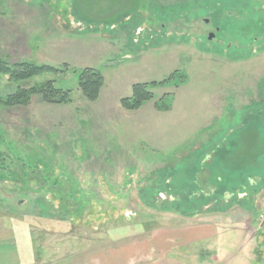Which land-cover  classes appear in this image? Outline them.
<instances>
[{"label":"rangeland","instance_id":"374dc122","mask_svg":"<svg viewBox=\"0 0 264 264\" xmlns=\"http://www.w3.org/2000/svg\"><path fill=\"white\" fill-rule=\"evenodd\" d=\"M232 1L0 0V58L64 72L24 88L69 91L0 104V255L11 242L20 264H264V53L199 36L239 17ZM87 68L103 76L94 102ZM137 83L158 84L153 99L122 109Z\"/></svg>","mask_w":264,"mask_h":264},{"label":"trees","instance_id":"16d2710c","mask_svg":"<svg viewBox=\"0 0 264 264\" xmlns=\"http://www.w3.org/2000/svg\"><path fill=\"white\" fill-rule=\"evenodd\" d=\"M65 67L67 68V66ZM46 73L63 74L64 72L51 66H38L29 62L9 65L0 58V77H7L8 86L11 88V92L7 96H0V104L7 107L27 106L32 95H39L46 104L57 105L69 102V91L55 88L51 81L35 88L23 87L31 79ZM102 85L103 76L95 69L87 68L80 72L78 87L87 101L94 102L99 99ZM157 85L155 83L134 84L130 98H123L120 101V107L128 111L140 109L142 105L153 99L149 87H156Z\"/></svg>","mask_w":264,"mask_h":264},{"label":"flooded vegetation","instance_id":"af4514ba","mask_svg":"<svg viewBox=\"0 0 264 264\" xmlns=\"http://www.w3.org/2000/svg\"><path fill=\"white\" fill-rule=\"evenodd\" d=\"M240 2L244 7L240 8L239 17L228 8L224 15L228 19L227 26L220 23L219 15H216L217 21L212 23L213 31L209 33L203 31L199 33V36L205 35L204 37L217 51L226 46L227 51L243 52L248 55L251 50H255L257 55L259 53L262 55L264 53V0H240ZM229 3L233 4V1L229 0ZM202 22L204 25L210 24L209 19H203ZM221 26H224V32H221ZM234 29H236L235 33ZM240 35H242L241 38H237Z\"/></svg>","mask_w":264,"mask_h":264},{"label":"crops","instance_id":"0c3cea01","mask_svg":"<svg viewBox=\"0 0 264 264\" xmlns=\"http://www.w3.org/2000/svg\"><path fill=\"white\" fill-rule=\"evenodd\" d=\"M25 220V219H24ZM29 220V219H28ZM15 221L16 219H8V231H12L13 232V224H15ZM0 222H1V219H0ZM24 223L26 221H23ZM43 233V232H41ZM11 240V239H9ZM9 244L11 245V242H9ZM8 246L7 249H5V253L1 254V258L3 261H5V263H8V264H20V261H19V257L18 255L16 254V250H14V248H12L11 246ZM58 249V248H57ZM57 249H54L55 250V256H58V250ZM108 256L106 257H101L100 259H94L95 261L94 262H91L93 264H108V263H115V262H118V261H122V259H118V260H109L107 258ZM116 259V258H114Z\"/></svg>","mask_w":264,"mask_h":264}]
</instances>
